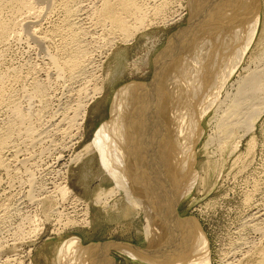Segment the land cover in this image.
<instances>
[{"label":"rangeland","instance_id":"374dc122","mask_svg":"<svg viewBox=\"0 0 264 264\" xmlns=\"http://www.w3.org/2000/svg\"><path fill=\"white\" fill-rule=\"evenodd\" d=\"M32 1L30 13L23 10V14L21 11L17 14L6 4L0 14L1 21L8 27L6 37L0 39V264H58L61 246L72 238H77L84 247L114 242L146 249L149 242L145 236L144 214L140 216L132 208L125 209L127 200L122 192L108 202L109 198L104 200L103 194L99 195L101 189L110 190L115 186L102 170L97 152L83 156L80 164L74 159L106 126H113L109 127L113 143L122 139L124 132L127 134L123 125V118L127 117L122 107L125 101L118 98L117 92L131 82L151 81L155 56L178 28L187 25L188 12L182 21L165 28L157 25L160 20H152V26L136 33L129 43L123 42L121 35L103 19L104 2H110L114 8V0ZM141 1L140 4L151 5L161 0ZM171 1L169 12L184 3L188 6L187 0ZM67 10L73 13L70 15ZM258 30V33L262 31V25ZM256 39L221 94L244 73L241 70L251 54H257L258 34ZM78 51L86 54L80 68L73 72L64 63ZM95 88H100L102 95L88 103L84 123L76 126L74 123L79 122L75 117L76 105L81 100L84 104L83 96L92 95ZM118 103L123 110L116 120L111 112ZM15 110L22 121L16 117ZM201 126L203 133L194 147L193 157L194 171L201 169V189L194 186L185 197L181 196L176 204L177 215L184 224L201 229L210 264H236L237 261V264L249 261L253 264L257 255L245 254L249 246L239 248V244L243 236L246 244L251 241L257 247L253 250L255 253L264 249L260 232L253 230L257 227L264 231V115L255 124L254 131L241 140L236 151L231 148L241 133L221 149L213 109L204 116ZM114 128L124 132L121 135ZM27 130L34 133L33 145L25 139ZM36 135L43 137L39 139ZM64 181L72 194L59 209L63 218L74 215L70 219L84 225L82 215L86 206L90 226L62 229L55 226L52 221L55 218L47 217L49 210L57 207L59 196L43 197ZM55 196L57 200H53ZM98 198L105 201L104 204H98ZM248 198L250 201L246 204ZM74 199L79 203L72 202ZM77 204L81 206H77L76 219L73 206ZM249 219L252 224L247 225L252 231L244 226ZM36 225L42 230L37 237H31ZM126 249L114 245L107 248L105 254L114 259L113 264H148L132 257L130 252L126 254Z\"/></svg>","mask_w":264,"mask_h":264},{"label":"bare ground","instance_id":"6f19581e","mask_svg":"<svg viewBox=\"0 0 264 264\" xmlns=\"http://www.w3.org/2000/svg\"><path fill=\"white\" fill-rule=\"evenodd\" d=\"M114 1L116 2L114 8L110 2H104L103 19L109 23L113 31L121 35L123 42H132L130 38L148 29L147 27L152 26L156 19L160 20L157 25L165 28L182 21L186 11L189 15L187 25L178 28L168 38L162 51L155 56L151 81L131 82L116 91L120 95L118 98L121 97L122 101H125L122 107L127 117L123 118L125 124H122L126 125L124 129L128 130L127 134L125 135L122 129L125 135L123 137L122 132L114 128L120 132L122 139L113 143L111 139L113 137L109 136V127L112 125L104 126L105 129L98 131L93 142L84 146L74 159L75 163H79L83 156L91 151L97 152L102 170L115 186L113 190L101 189L99 195L103 194L104 200L109 198L108 202L111 198V201L114 200L118 192H122L121 195H124L128 203L124 204L125 209L132 208L139 212L140 216L141 213L144 214L147 232L145 236L149 245L148 248L141 249L124 243L107 242L92 243L84 247L77 238H72L61 246L58 264H113L114 259L108 257L105 250L111 249L114 245L127 248L126 254L130 252L132 257L148 264H210L205 235L198 227L181 221L176 212V204L181 200V196L191 192L194 186L201 189V169L200 172L194 171L193 157L194 147L203 133L202 120L208 111L213 109V120L218 132L216 136L220 137L217 138V143L221 149L229 145L228 142L234 139L237 133H241V136H236L234 145L231 143L233 145L231 149L234 151L239 149L241 140L254 131L255 124L264 115V0H187V7L184 3V6L180 5L173 12H169L171 0H157L160 2L156 4L153 2L151 5L140 4L141 0ZM32 2L0 0V14L3 11L1 8L6 4H10L8 7L12 6L14 10H11L16 13L21 11L23 14V10L30 13L33 10ZM76 9L79 8L76 6ZM67 13L71 15L73 12L67 10ZM261 25L262 31L259 34L258 28ZM6 29L8 27L0 19V39L6 37ZM257 34L259 47L257 54H251L249 62L241 70L244 73L239 74L229 85V89L223 90L221 94L224 86L228 85L233 75L237 73V68L243 62L252 43L257 40ZM84 53L78 51L77 55L64 63V66L73 72L78 70ZM53 64L57 67L55 60ZM101 95L102 90L95 88L92 95L83 96L86 99L85 105L82 100L78 102L75 117L77 116L79 122L74 123L76 126L84 123L88 103H92ZM120 108L119 103L117 107H112L111 113L116 116V120L123 110ZM15 115L19 120H23L17 110ZM27 132L25 139L32 144L35 141L34 133L30 130ZM116 137L114 138L117 140ZM215 169H212V173H215ZM45 192H42L43 195ZM46 193L47 196L43 198L53 197L54 194L59 196L58 200L56 196L53 199L59 202L57 207L51 208L49 216L46 215L55 218L52 220L55 226L62 229L71 226L81 228L90 226L86 206L82 215L84 225L70 219L74 215L63 218V212L59 211L72 194L65 181ZM249 201V198L246 199V204ZM72 202L79 203L76 199ZM104 202L98 198V204ZM77 206L81 205L73 206L76 219L79 216ZM251 220L245 221L244 226L250 227L247 223L252 224ZM261 229L255 227L253 230L260 232L264 240V231ZM41 230L36 225L31 237H37ZM245 239L243 236L241 241L237 239V242L240 241L239 248L248 245L245 254L252 252L251 256L257 255V260L255 259L256 262L253 264H264V249L255 253L257 247H254L251 241V243L247 241L249 244H246Z\"/></svg>","mask_w":264,"mask_h":264}]
</instances>
